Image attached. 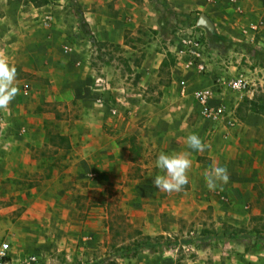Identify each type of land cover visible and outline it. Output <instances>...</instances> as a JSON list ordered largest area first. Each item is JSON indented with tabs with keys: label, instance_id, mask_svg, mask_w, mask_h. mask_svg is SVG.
Instances as JSON below:
<instances>
[{
	"label": "rangeland",
	"instance_id": "374dc122",
	"mask_svg": "<svg viewBox=\"0 0 264 264\" xmlns=\"http://www.w3.org/2000/svg\"><path fill=\"white\" fill-rule=\"evenodd\" d=\"M130 1L138 6L150 5L152 14L147 25L138 26L125 14L114 18L113 24L106 22L93 27L98 40L104 42L100 49L80 31L77 22L84 43L89 48V41L94 48L87 59L92 74L89 82L82 83L77 97L61 102L46 100L49 93L54 94L53 83L42 70L46 63L38 56L45 53L41 46L55 33L58 21L47 29L41 25V16L55 10L72 30L74 20L77 21L74 10L77 2L87 17L99 4L108 5V14L113 16L117 0H47L43 5L33 0H0V58L7 59L15 68L23 63L21 78L36 81L34 85L29 84V89L37 95L29 98L27 101L31 103L24 107L8 106L0 110L4 118L0 134L8 128L11 130L10 117L17 111L24 110L26 114L34 110L30 119H44L47 141L33 148L30 167L0 170V242L7 241L11 246L10 255L2 264H13L14 257V264H193L202 258L199 252L202 248L218 246L228 239L241 241L242 236L249 244L247 250L257 252L264 247L262 186L255 188L259 199L248 203L250 212L257 209L262 213L254 215L246 224L218 223L213 217L219 206L216 202H204L196 207L177 202H151L149 199L157 191L143 178L159 174L153 166L156 156L145 149L143 139L137 135L140 128L150 127L134 121L135 108L151 115L153 104L163 94L156 85H150L144 93L138 90L137 69L143 58L151 49L165 53L159 75L160 83L169 85L170 70L176 63L172 49L175 42L169 38L195 25L202 13L209 15L217 30L229 29L226 41L215 40L207 28L201 29L213 60L227 70L229 66H236L233 74L246 73L255 83L251 97L228 96L232 98L233 112L236 110L234 116L240 107L235 108L236 102L241 104L246 98L264 94V0H217L210 6L205 0ZM137 13L136 8L132 14ZM251 22L262 24L256 33L249 31L248 39L241 32ZM71 30L64 33L76 35ZM57 32L50 46L55 53L51 58L56 59L61 57L59 52L65 42L61 40V30ZM36 62L38 67L34 66ZM97 78L108 82L109 87L96 86ZM100 95H105V106L97 102ZM107 104L117 107L118 112L110 113ZM240 111L242 114L245 107ZM201 121L210 136L222 129V124H212L203 118ZM18 129L21 133L25 131L21 125ZM62 131L66 132L70 147L71 139L73 145L85 147L86 154L76 156L80 157L78 163L70 162L71 154L59 153L57 148L66 144L57 137ZM93 132L100 133L101 142L108 147L107 153L87 155L86 137ZM196 159L213 164L216 154L197 155ZM184 190L189 187L185 185ZM174 193L182 194L181 191ZM190 208L197 212L195 219L185 216ZM12 233L16 237L10 240ZM136 244L142 245L139 252L127 255V247ZM207 256L202 260L211 262ZM261 256L264 260V254Z\"/></svg>",
	"mask_w": 264,
	"mask_h": 264
},
{
	"label": "crops",
	"instance_id": "0c3cea01",
	"mask_svg": "<svg viewBox=\"0 0 264 264\" xmlns=\"http://www.w3.org/2000/svg\"><path fill=\"white\" fill-rule=\"evenodd\" d=\"M117 2L118 3L114 6L113 16L108 14L109 6L101 4L96 6L97 8H94L93 11L88 12V15H90L89 17L85 15L91 29L93 27L105 25L106 22L113 24L116 18L125 14L129 15L128 19L135 22L136 25H147L149 14H152L148 3L138 6L130 0H117ZM136 8L138 13L133 15L132 12H134ZM54 11V21H58L56 29L61 30V40L64 39L65 42L70 44L73 51L69 54H64L62 46L61 52H59L61 57L57 59L51 58L55 53H53L54 50L50 46H52V43H54L55 38L59 34L57 30H55V33L48 36L49 40L44 41L43 46H41V48L45 50V53L42 52L43 54L38 56L46 63L45 66L42 65L44 66L42 70L45 71V75L51 77L50 80L51 83H53L52 90H54V94L49 93L46 100L63 102L77 97L80 94L82 83L90 81L92 69L87 64V59L89 52H93L94 48L89 41V48L88 44L84 43V37L79 33L76 20H74L75 27H72L71 30L69 29L70 27L63 22V17L57 12L55 14ZM102 11L104 12L103 14H98V12ZM214 25V29H216L218 34L227 38L226 34L229 33V29L224 28L217 30V25L215 23ZM68 30H71V32L76 31V35H66L64 32ZM250 33L248 27H245L241 35L249 39V37H251ZM34 56L36 60L40 62L38 57H36L37 52H34ZM164 57L165 53H160L151 49L150 52L145 55L141 65L137 69L139 81L136 83V86L139 91L144 93L148 90L150 85H156L157 89L163 92L160 100L153 104V114L150 115L143 110H139V112L138 109L135 108L134 111L136 116L134 117V121L138 122V124H143L144 126L148 125L150 127L147 130H142L140 128L137 135L140 134V139H143L142 143L145 149H147L153 157L156 156V159L161 152L187 153L192 160V168L188 172V183L186 184L189 190L181 191L182 194L174 193L173 195L172 193L158 190L153 183L156 175L154 177H152V175L151 178L144 177L143 181L151 182L152 187H155L157 191V194L152 196V199L150 198L149 200L155 203L177 202L179 204H193V207L204 202H216L219 206L215 209L213 217L218 220V223H222L223 221L233 224L236 223L237 225L240 223H249L254 215H260L262 213L257 209H252L250 212L248 210V203L255 202L259 199L255 191L257 186H262L264 188V114L246 110L241 114L239 109V111L237 110L238 112L235 113V126L230 127L225 121L222 123V129H220L219 134L217 132L215 136H210V132L206 131L201 125L203 121H201L202 117L199 114L198 105L193 101L190 95L183 96L179 92L177 80L180 78L183 70L177 69L173 65L170 70V84L164 85L160 83V66ZM38 65L39 63L37 64L36 62L34 66L38 67ZM24 68L25 66L23 63H19L16 66V86L18 88V93L8 106L24 107V104L28 105V103H31L30 100L27 101L29 98L37 97L36 93L31 94L30 89L28 94L24 93L22 90L23 86L21 85H34L36 82L27 78H21L20 72ZM228 68L230 70H227L226 66H219L217 62L211 65L214 75L222 72L233 74V69H235L236 66H229ZM39 69L40 68H38V70ZM187 75H192L191 85L193 87L207 86L213 83L210 77H200L195 74L193 76V73H186V76ZM230 95L232 94H222L216 99L232 107L233 104L230 103L232 98H228ZM40 97L43 99L44 95ZM238 105H240L239 102H236L235 108ZM33 111L34 110H28L26 114H23L24 110L17 111L10 117L12 119L10 125H12L13 128L14 124L17 128L15 130L14 128L13 130L12 128L11 130L8 128L6 132L0 134V170L8 169L14 171L30 167L29 163L32 160L31 153L33 148L42 146L47 142L45 140L44 119L33 118L31 120V116H34ZM235 111L236 110H234V112ZM20 125L23 128L25 127L23 133L18 131ZM64 133L66 132L62 131L59 134L67 135ZM189 134H196L199 136L205 147L204 152L201 153L188 149L185 139ZM86 139L89 140L86 145V149H88L87 155L99 152L107 153L108 147L101 142L100 133L93 132L88 134ZM212 141H214L213 144ZM73 143V139H71V147H60L57 149H59V153L71 154L72 158L70 162L75 164L80 160V157L76 156L86 154V152L84 151V146L80 147L78 145H73ZM213 152L216 154L215 163L213 164L206 163L205 161L199 162L196 159L197 155H211ZM153 166H156V163L153 164ZM213 166L226 168L229 180L227 183H217L214 190H209L206 186L204 173ZM148 167H150V165H148ZM157 170L159 172L158 175L163 174L160 169ZM196 215L197 212L190 208V211H188L185 216L189 219H195ZM15 237L16 233H12L10 240ZM241 238H243L241 241L228 239V241L219 243L218 246L202 248L199 251L202 254V258H208L207 255H209L210 259H212L211 262L207 263L200 258L193 264H264V260L261 256L264 254V247L257 252H252L251 250H247V245L249 244L244 240L245 237L242 236ZM41 241L43 243L45 242V240H40V242ZM15 252L17 251L14 250V254ZM14 261L15 257L12 258L11 263L14 264Z\"/></svg>",
	"mask_w": 264,
	"mask_h": 264
},
{
	"label": "built area",
	"instance_id": "2783aa9c",
	"mask_svg": "<svg viewBox=\"0 0 264 264\" xmlns=\"http://www.w3.org/2000/svg\"><path fill=\"white\" fill-rule=\"evenodd\" d=\"M14 1H25V0H14ZM217 0H205L207 5H213ZM236 1V0H233ZM55 17L52 11L45 12L41 16V25L44 28H51L54 23ZM262 22H251L248 26V31L256 33ZM200 29V30H199ZM203 27L197 25L190 26L186 31H178L176 35L169 38V41H174L172 46L174 56L176 59L175 68L183 70L180 78L177 80L179 92L181 95H190L193 101L198 105L199 114L209 123L222 124L227 122V125L235 126L234 112L225 102L217 101V97L222 94H233L238 95L240 98L244 96L253 95V85L255 84L251 77L246 73H213L211 65L216 61L213 60V56L209 51V44L207 39L204 38L202 32ZM254 37V36H253ZM252 37V39H253ZM1 49V45H0ZM72 46L70 44L63 45V53L69 54L72 52ZM186 73H193L200 77H210L213 83L207 86L193 87L191 85V76H186ZM108 88V82H104L102 78L96 79V86ZM29 84H24L23 91L28 94ZM102 88H100L101 90ZM106 89V88H105ZM97 102L100 105H106L107 101L105 95H100L97 98ZM110 113L116 114L118 108L113 105H108ZM4 121L0 112V126ZM186 248V245H184ZM11 252L10 243L7 241L0 242V264H2ZM171 264H188L186 262H173Z\"/></svg>",
	"mask_w": 264,
	"mask_h": 264
},
{
	"label": "clouds",
	"instance_id": "9594fccd",
	"mask_svg": "<svg viewBox=\"0 0 264 264\" xmlns=\"http://www.w3.org/2000/svg\"><path fill=\"white\" fill-rule=\"evenodd\" d=\"M17 70L7 59L0 58V110L6 109L16 97L18 88L16 86ZM185 143L188 149L196 152H204L205 147L196 134H189ZM156 167L161 170L162 175H156L153 183L155 187L163 192H180L188 183V172L192 168V160L187 153L161 152L156 159ZM206 186L214 190L217 183H227L229 176L224 167L213 166L204 173Z\"/></svg>",
	"mask_w": 264,
	"mask_h": 264
},
{
	"label": "trees",
	"instance_id": "16d2710c",
	"mask_svg": "<svg viewBox=\"0 0 264 264\" xmlns=\"http://www.w3.org/2000/svg\"><path fill=\"white\" fill-rule=\"evenodd\" d=\"M37 5H43V4H47V0H33ZM75 16L77 18V22H78V26L80 31L87 36V38L90 40V42L94 45V46H98L99 49L101 48V45L104 44L103 41H100L97 39L96 35L94 34V32L92 31L90 24L84 14V10L83 7L81 5V3L77 2L75 4ZM210 34L212 35V37L215 40H220V41H226L227 38H225L224 36L218 34V32L216 31V29H214L213 31H210ZM242 106L245 107L246 111H251L254 113H259V114H264V94H262L261 96L255 97V98H246L241 104L239 109H242ZM58 139L60 140L61 143L66 142V144H64L63 146H65V148L70 147V143L68 142V138L65 135H61L58 134L57 135ZM61 146V147H63ZM142 247L141 244H136L134 246H129L127 247L128 253H126L127 255H135L139 252L140 248ZM109 264H117L116 262H109Z\"/></svg>",
	"mask_w": 264,
	"mask_h": 264
},
{
	"label": "water",
	"instance_id": "95a60500",
	"mask_svg": "<svg viewBox=\"0 0 264 264\" xmlns=\"http://www.w3.org/2000/svg\"><path fill=\"white\" fill-rule=\"evenodd\" d=\"M197 25L204 27V28H207L209 31H213L215 28L213 21L205 13L200 14V16L197 20Z\"/></svg>",
	"mask_w": 264,
	"mask_h": 264
}]
</instances>
